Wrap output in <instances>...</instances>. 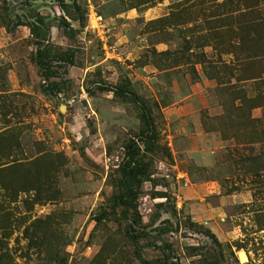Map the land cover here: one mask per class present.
<instances>
[{
	"label": "rangeland",
	"instance_id": "1",
	"mask_svg": "<svg viewBox=\"0 0 264 264\" xmlns=\"http://www.w3.org/2000/svg\"><path fill=\"white\" fill-rule=\"evenodd\" d=\"M259 7L0 0V264H264Z\"/></svg>",
	"mask_w": 264,
	"mask_h": 264
},
{
	"label": "trees",
	"instance_id": "2",
	"mask_svg": "<svg viewBox=\"0 0 264 264\" xmlns=\"http://www.w3.org/2000/svg\"><path fill=\"white\" fill-rule=\"evenodd\" d=\"M259 4L261 3V7H259V14L261 16L260 24L264 26V9L263 4L261 0H258ZM31 31V29H30ZM42 54L39 52L36 56V64L39 67V69L44 68V64L42 62ZM127 85L128 82H127ZM109 92H112L116 97H119L121 101L126 103H136L139 105V107L144 110L145 106L143 105L142 101L133 93H128L127 89L124 86H116L113 88V90H107ZM144 125H145V131L142 132V136L144 137H154L155 133L151 130L150 124L144 119ZM144 151H148V148L145 146ZM139 154V150L137 152H130L129 149H127V155L129 157V162L126 164L125 167L121 170V176L123 178V184L120 185V188L122 190H125L122 194L121 198H119V204L125 207L126 209H129L133 212L134 221L136 222L137 212L136 208L134 207V197L135 192L133 190V184L137 185L140 183L141 178H143L146 175V167L141 163L137 162L134 158L136 155ZM130 183V186H128L126 183ZM134 235H137L134 233ZM132 236L134 238H137L138 236Z\"/></svg>",
	"mask_w": 264,
	"mask_h": 264
},
{
	"label": "bare ground",
	"instance_id": "3",
	"mask_svg": "<svg viewBox=\"0 0 264 264\" xmlns=\"http://www.w3.org/2000/svg\"><path fill=\"white\" fill-rule=\"evenodd\" d=\"M241 258H242L243 261L245 260V258L243 257V254H241ZM240 260H241V259H240Z\"/></svg>",
	"mask_w": 264,
	"mask_h": 264
}]
</instances>
